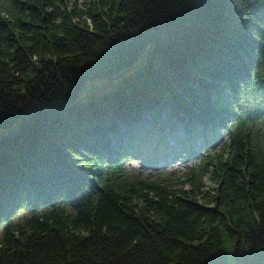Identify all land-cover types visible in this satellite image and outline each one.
Wrapping results in <instances>:
<instances>
[{"label":"trees","instance_id":"obj_1","mask_svg":"<svg viewBox=\"0 0 264 264\" xmlns=\"http://www.w3.org/2000/svg\"><path fill=\"white\" fill-rule=\"evenodd\" d=\"M66 1H0V264H264V0ZM225 133L190 191L129 182Z\"/></svg>","mask_w":264,"mask_h":264},{"label":"rangeland","instance_id":"obj_2","mask_svg":"<svg viewBox=\"0 0 264 264\" xmlns=\"http://www.w3.org/2000/svg\"><path fill=\"white\" fill-rule=\"evenodd\" d=\"M0 1L2 4L5 2V0ZM88 4V0H69L61 5L62 8L67 7V10L75 8V10L84 11L87 9ZM102 84L103 82L94 83L92 87L89 86L85 89V93H90V90L93 91L92 88L94 87V95H100L102 90H99V88ZM251 104H253V101H251ZM257 113V111H253L250 108L246 110L245 115L248 116L242 124L244 129L242 141L246 140L250 143L261 145L264 136V122L262 117H257ZM183 133L179 131L176 134L178 140L183 137ZM230 143L231 140L229 139L227 133H225L222 135L219 142L215 144L213 150H202L198 143L195 144L196 153L193 156L191 154H184L185 152L177 151L178 149H174V153H170L166 157H158L156 160L151 162H149L146 158L137 160L129 157L124 162V168L129 173V182H134L136 187H139L137 183L138 180L134 177L136 175L147 181H157L159 176H162L165 178V181L168 179H177L172 185L174 190L190 191L192 189L191 186L188 183L183 182V177L186 173H188L191 168H196L198 170V166L201 165L202 159H224ZM149 163H153L152 166H149ZM202 168L203 169L201 171H204V175L200 181L201 185L199 188H201V193H205L207 191H212V189L215 188V184L210 178V167L208 170H205L207 168L203 164ZM149 196H151V194Z\"/></svg>","mask_w":264,"mask_h":264}]
</instances>
